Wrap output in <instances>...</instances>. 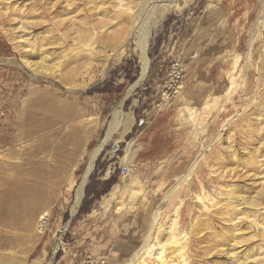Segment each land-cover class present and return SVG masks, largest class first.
I'll use <instances>...</instances> for the list:
<instances>
[{"label": "rangeland", "instance_id": "rangeland-1", "mask_svg": "<svg viewBox=\"0 0 264 264\" xmlns=\"http://www.w3.org/2000/svg\"><path fill=\"white\" fill-rule=\"evenodd\" d=\"M139 5L0 0V264H264L263 224L250 223L264 222V0H172L142 79L122 19ZM174 61L182 75L166 93ZM120 102L130 128L108 137ZM240 199L258 207L234 222Z\"/></svg>", "mask_w": 264, "mask_h": 264}, {"label": "bare ground", "instance_id": "bare-ground-1", "mask_svg": "<svg viewBox=\"0 0 264 264\" xmlns=\"http://www.w3.org/2000/svg\"><path fill=\"white\" fill-rule=\"evenodd\" d=\"M171 5H172V0H152L151 2L150 1L148 2V0H140V5L134 10L135 15H133V17L130 15V16H126V17L122 18L125 21L126 25L131 27V34L137 35V40H138L137 45L140 49V60H141L140 78L141 79L145 76L146 68H147L146 46H147V41H148L150 29H151V27L155 26L161 18H163L164 14L169 10ZM23 28H25V27L23 26ZM19 38H21V40L25 43V45L30 46V44H29L30 42H28L29 40H27V38H25V35L23 34L22 30L20 31ZM32 47H34V46H32ZM24 64L28 67H31L34 70L38 69L36 67L35 63L31 64V63H28L26 60H24ZM39 70L41 71V69H39ZM121 106H122V102H120V104L115 109V111L112 115V120L109 123L108 132H107L108 137H110L112 135V133L117 131V128L119 126H123V128H124L122 131V134L125 131H127L128 128H130V125L132 122L131 121L132 117L130 116V114H126V116L123 117V111L121 109L122 108ZM102 146H103V142H100L95 147V149L92 153L91 159L88 162L87 169L85 170V173L82 177V180H81L78 188L76 189L75 200H74L72 210H71L72 213L76 212L77 207L80 204V201H81L82 196H83L84 184L87 180L89 172L92 169L94 160L97 157ZM203 151H204L203 147H200L199 151L196 153V155L193 157L192 161L186 167L184 173H182L177 178H175L173 185H171L169 187V190L165 191L166 193L164 195V198H162L163 200H165L169 196L170 192L172 190H174L180 182L182 183V181L187 180L189 178V176H191V173L197 167L199 161L202 158ZM260 184L262 186L261 190L264 191V179L260 182ZM133 193H135V191H132V194ZM233 205L234 206L232 207V211L235 215H234V218L231 220H233L234 222H235V220H234L235 218H238L239 220L249 218V216L247 215L246 209L249 208V209H252L253 212H256L255 210L258 207V203H256L254 200L247 201L246 199H240L238 201H233ZM160 213H161V209L159 206L156 207L152 211V213H151V226H150V228L146 234L145 241H144L142 247L139 249V251L133 255L131 262H133L137 259L139 252L141 250H145L146 248H148L150 246V242H151L150 239L152 237H154V234L156 233V224H157V221L159 219ZM41 218L43 219V217H41ZM257 219L258 218L255 219L254 217L250 218V223L255 224L257 226L263 224L262 230L264 232V222L262 221L260 224H258V222H256ZM173 225H175L174 217H173V220H171L168 228L171 229L173 227ZM240 230H242V228H240V227L237 228V231H240ZM58 243H59V241L56 242L55 245L53 246L54 251L57 248ZM156 248L161 249L162 246L158 245V247L156 246ZM156 248L150 249V251H151L150 255L155 254L154 250ZM242 260H243V258H242ZM241 263H243V262L239 261L237 264H241ZM44 264H50V261L48 260Z\"/></svg>", "mask_w": 264, "mask_h": 264}, {"label": "built area", "instance_id": "built-area-1", "mask_svg": "<svg viewBox=\"0 0 264 264\" xmlns=\"http://www.w3.org/2000/svg\"><path fill=\"white\" fill-rule=\"evenodd\" d=\"M181 75H182V67L180 66L178 61H174L173 63L170 64V69H169L170 81L166 87V91H165L166 93L172 92L178 87V82L181 78ZM121 168L123 173L128 171V168L125 166H122ZM81 264H107V262L104 259L85 256L82 259Z\"/></svg>", "mask_w": 264, "mask_h": 264}]
</instances>
